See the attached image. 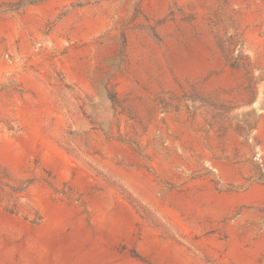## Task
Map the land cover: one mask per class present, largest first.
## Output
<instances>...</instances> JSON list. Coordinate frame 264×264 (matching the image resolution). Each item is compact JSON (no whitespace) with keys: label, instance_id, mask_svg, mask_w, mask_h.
Here are the masks:
<instances>
[{"label":"rangeland","instance_id":"374dc122","mask_svg":"<svg viewBox=\"0 0 264 264\" xmlns=\"http://www.w3.org/2000/svg\"><path fill=\"white\" fill-rule=\"evenodd\" d=\"M0 264H264V0H0Z\"/></svg>","mask_w":264,"mask_h":264}]
</instances>
